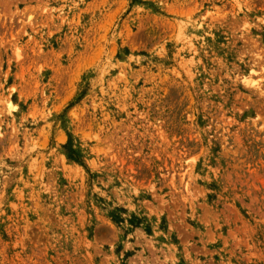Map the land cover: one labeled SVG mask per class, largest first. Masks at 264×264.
Returning a JSON list of instances; mask_svg holds the SVG:
<instances>
[{"label":"rangeland","instance_id":"obj_1","mask_svg":"<svg viewBox=\"0 0 264 264\" xmlns=\"http://www.w3.org/2000/svg\"><path fill=\"white\" fill-rule=\"evenodd\" d=\"M0 264H264V0H0Z\"/></svg>","mask_w":264,"mask_h":264}]
</instances>
